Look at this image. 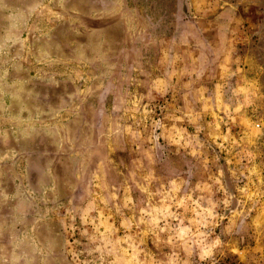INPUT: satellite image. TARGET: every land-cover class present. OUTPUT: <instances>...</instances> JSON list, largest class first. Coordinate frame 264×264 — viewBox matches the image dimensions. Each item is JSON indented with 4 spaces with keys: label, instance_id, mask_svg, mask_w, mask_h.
<instances>
[{
    "label": "rangeland",
    "instance_id": "1",
    "mask_svg": "<svg viewBox=\"0 0 264 264\" xmlns=\"http://www.w3.org/2000/svg\"><path fill=\"white\" fill-rule=\"evenodd\" d=\"M0 264H264V0H0Z\"/></svg>",
    "mask_w": 264,
    "mask_h": 264
}]
</instances>
